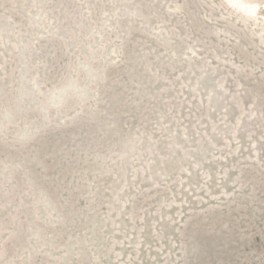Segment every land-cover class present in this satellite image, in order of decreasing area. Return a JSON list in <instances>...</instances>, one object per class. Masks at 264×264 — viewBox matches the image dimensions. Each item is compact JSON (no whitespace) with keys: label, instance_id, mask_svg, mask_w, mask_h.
<instances>
[{"label":"rangeland","instance_id":"rangeland-1","mask_svg":"<svg viewBox=\"0 0 264 264\" xmlns=\"http://www.w3.org/2000/svg\"><path fill=\"white\" fill-rule=\"evenodd\" d=\"M0 264H264V0H0Z\"/></svg>","mask_w":264,"mask_h":264}]
</instances>
